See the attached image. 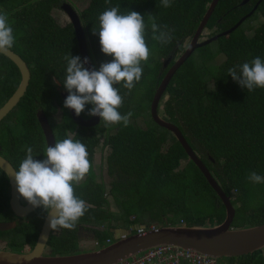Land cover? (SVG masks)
<instances>
[{
  "label": "trees",
  "instance_id": "16d2710c",
  "mask_svg": "<svg viewBox=\"0 0 264 264\" xmlns=\"http://www.w3.org/2000/svg\"><path fill=\"white\" fill-rule=\"evenodd\" d=\"M87 1V6L77 13L69 6L78 17L92 68L98 70L101 63L112 60L100 51L99 37L92 32L98 29V16L110 7L119 6L122 14L138 12L145 17L146 24L151 14L158 24L172 30L173 40L161 46L151 39L150 27L147 28L146 43L152 56L143 64L141 80L130 93L122 87L123 82L115 85L124 98L119 111L122 115L133 113L127 127L122 124L105 127L100 121L97 127H76L75 132L76 125L63 107L57 88L68 95L62 84L66 68L63 57L68 53L79 54L70 23L58 25L53 17L59 5L68 0H0V11L8 14L17 37L10 51L21 58L29 71L26 90L16 106L20 127L5 132L0 128V153L24 152L18 144L22 139H27L37 149L36 153L43 152V138L34 110L39 108L45 113L54 111L58 105L63 115L54 127V143L65 138L79 139L89 154L90 171L75 187V194L88 206L78 222L82 230L79 233L76 229H60L51 234L45 245L48 256L74 254L78 238L90 240L92 244L97 242L99 247L91 246L96 251L105 245L104 239L113 241L111 229L127 230L133 225H155L156 228L219 225L224 219L219 199L173 136L157 127L149 116L155 89L167 68L184 51L211 0H173L169 8L162 7L160 0ZM241 1L218 0L198 40L228 30L257 0L244 5H240ZM256 17L261 21L249 26ZM257 56L264 59V0L227 37H219L194 50L171 77L157 109L159 118L179 130L229 198L234 210L230 223L233 230L264 223V183L254 184L247 179L252 171L264 176V89L248 92L227 71ZM168 57L171 61L162 69ZM19 79L15 65L0 55V106L14 92ZM208 83L211 89H207ZM90 108L91 105H86L80 115L87 118ZM137 118L142 120L143 127L136 124ZM65 130L74 132L67 135ZM10 144L14 147L9 148ZM96 152L101 154L97 164L93 159ZM182 161L185 163L181 164ZM8 196L7 180L0 171V221L17 220L12 230L0 232V250L25 254L34 246L44 212H39L36 220L35 213L16 218L9 209ZM110 202L115 212L109 210ZM90 225L96 228L89 230ZM216 260L264 264V249Z\"/></svg>",
  "mask_w": 264,
  "mask_h": 264
},
{
  "label": "clouds",
  "instance_id": "9594fccd",
  "mask_svg": "<svg viewBox=\"0 0 264 264\" xmlns=\"http://www.w3.org/2000/svg\"><path fill=\"white\" fill-rule=\"evenodd\" d=\"M172 2L160 0L164 8L171 7ZM149 27L153 41L161 46L172 42V30L158 24L151 14L146 24L143 15L135 11L122 14L119 6L102 12L98 16V29L92 32L99 37L100 51L112 60L101 63L97 70L85 67L89 63L87 57L82 60L78 55H65L62 84L68 95L63 107L79 116L86 105H91L87 114L100 117L105 127L120 124L127 127L133 113L122 115L119 111L124 98L115 85L123 82L122 87L130 93L141 80L143 64L152 56L146 43ZM16 40L8 14L0 11V54H7ZM227 71L233 81L248 92L264 89V59L259 56ZM39 154L32 147H26L25 157L12 174L16 191L28 205L43 209L52 231H74L88 211L85 200L75 194V187L84 181L91 168L87 147L79 139L65 138L47 145L42 152L44 159H34ZM247 179L254 184L264 183V176L255 171L250 172Z\"/></svg>",
  "mask_w": 264,
  "mask_h": 264
},
{
  "label": "water",
  "instance_id": "95a60500",
  "mask_svg": "<svg viewBox=\"0 0 264 264\" xmlns=\"http://www.w3.org/2000/svg\"><path fill=\"white\" fill-rule=\"evenodd\" d=\"M217 1L218 0L210 1L205 13L198 23V26L195 29V32L189 40L188 44L186 45L184 51L178 56L173 64L167 68L150 101L149 116L151 121L157 127L164 129L173 136V138L182 148L188 160H190L197 168V170L202 174L204 180L207 182L211 190L215 193L224 208L223 221L219 225L211 228L171 227L165 225L163 227H157L141 235L130 234L123 239H119L120 233H123L122 230L111 229L110 232L114 241L96 251L64 256H43L42 252L44 251L50 232V228L48 227V217L46 215L41 224L31 251L22 254L0 250V264H114L118 261L128 259L129 257L134 256L139 252L156 247L158 245H169L177 247L179 249H188L212 258H237L264 249V223L258 226L243 229H230V223L234 215V210L229 203V198L221 191L217 183L210 176L208 170L189 148V146L181 136L179 130L174 125L159 118L157 114L159 102L162 99L168 82L170 81L176 70L190 57L194 50L214 42L219 37H227L253 14L261 0H257L252 9L247 14L242 16L228 30L221 32L216 36L199 41V36L210 15L212 14ZM248 1L250 0H242L240 2V5H244ZM59 9L67 17L68 22L73 29L79 56L82 60L85 57L88 58L85 38L81 31L76 13L66 3H62L61 5H59ZM0 55L12 62L17 68L20 75L18 86L0 107L1 120L23 96L29 80V71L26 64L21 60V58L12 51H9L7 54ZM170 61L171 58L168 57L162 63V69L166 68ZM85 67L92 68L90 62L86 64ZM59 97L63 103L65 98L67 97V94L64 91H61L59 93ZM67 111L73 123L80 127H93L99 122L100 119V117L98 116H90L89 119L83 120L80 116L75 115L72 109H67ZM36 120L41 129L45 147L47 145H54V140L50 128L41 111L36 113ZM0 170L5 174L9 182L10 197L8 205L12 214L16 218H24L35 211V209L37 208H33L27 203L25 205L20 204L19 194L16 191V186L12 176L14 170L1 157ZM14 227L15 222H0V232L12 230Z\"/></svg>",
  "mask_w": 264,
  "mask_h": 264
},
{
  "label": "flooded vegetation",
  "instance_id": "af4514ba",
  "mask_svg": "<svg viewBox=\"0 0 264 264\" xmlns=\"http://www.w3.org/2000/svg\"><path fill=\"white\" fill-rule=\"evenodd\" d=\"M65 3V2H64ZM62 4V3H61ZM60 4V5H61ZM66 4H68V3H66ZM69 5V4H68ZM20 76V75H19ZM20 80V79H19ZM19 84V83H18ZM18 86V85H17ZM57 91H58V93H60L62 90H59V88H57ZM63 92V91H62ZM3 105V104H2ZM1 105V106H2ZM0 106V107H1ZM16 106H17V104L0 120V128L2 129V131L3 132H5L7 129H9L10 131L13 129V128H15V127H20V125H18V121H17V119H16V112H17V108H16ZM55 108H54V111H48V112H43L41 109H39V108H37V109H35L34 110V117H35V121H36V123H37V125H38V122H37V120H36V113L37 112H39V111H41L42 112V114L44 115V117H45V119H46V121H47V124H48V126H49V128H50V131H51V134H52V137H53V140H54V127H55V125L56 124H58L59 123V121L61 120V118H62V115H63V113H62V110H61V108L58 106V105H55L54 106ZM67 110V109H66ZM68 112V111H67ZM69 115V114H68ZM83 120H87V119H89L90 118V116H88L87 118H83L81 115H79ZM55 117H57L58 119L57 120H55ZM71 118V117H70ZM73 122V121H72ZM99 122H100V119H99ZM99 122L95 125V126H93V127H97L98 125H99ZM24 123H27V121H24ZM29 126H32V123H27ZM75 124V123H74ZM76 125V124H75ZM33 127V126H32ZM38 127H39V125H38ZM76 127H79V128H84V129H87V127H80V126H74L73 128H74V131L75 132H77V130H76ZM88 128H92V127H88ZM39 132H40V134H41V136H42V132H41V129H40V127H39ZM97 130H98V128H97ZM74 131H68V130H65V134H67V135H70L71 133H73ZM27 138H29V136L27 137ZM42 138H43V136H42ZM21 141H23L22 143H20ZM21 141H19V143L18 144H21V146L19 147L20 149H22L24 152H21L20 150H19V154H14L15 152H14V150L13 151H11V154H8V153H6V152H1L0 153V157L2 158V159H4L11 167H12V169L13 170H16V169H18V167H19V164H20V162L23 160V158L25 157V149H26V147H28V146H30L31 147V144L30 143H28V141H27V139H22ZM43 143H44V148H45V142H44V138H43ZM12 147H14V145H12V144H10V146H9V148H12ZM33 150H34V152H36V150L37 149H34L33 148ZM23 153V154H21V153ZM94 155H95V153H94ZM34 159H38V160H42V159H44V156H43V154H42V152H40V154L39 155H37L36 157H34ZM93 159H95V157L93 158ZM1 171V170H0ZM2 172V171H1ZM2 174L5 176V174L2 172ZM6 177V176H5ZM6 180H7V184H8V187H9V182H8V179H7V177H6ZM9 197H10V194H9V196H8V200H7V203H8V201H9ZM19 201H20V204L21 205H25L27 202L23 199V198H21L20 196H19ZM9 206V205H8ZM10 209V208H9ZM39 212H44L43 211V209L42 208H39V207H37V209H35V211H33L32 213H35V220L38 218V214H40ZM31 214V213H30ZM28 216V215H27ZM45 216H46V214H45V212H44V216H43V218L41 219V222H40V226H39V229H40V227H41V224H42V222H43V220H44V218H45ZM16 221L17 220H10V221H7V222H15V225H16ZM0 222H5V221H0ZM87 228L89 229V230H91V229H95L96 228V226H92V225H90V226H87ZM76 230H78V232L80 233L81 232V227H80V225L79 224H77V227H76ZM58 230H55V231H52L51 229H50V232H49V236L51 235V234H54V233H56ZM38 232H39V230H38ZM78 233V234H79ZM48 236V237H49ZM78 236V235H77ZM86 237L87 238H89L90 237V234H86ZM48 240V239H47ZM81 240H82V238L81 239H79L78 238V240H77V248H78V244L81 242ZM44 250H46V248H44ZM48 251V250H47ZM48 255V254H47Z\"/></svg>",
  "mask_w": 264,
  "mask_h": 264
},
{
  "label": "built area",
  "instance_id": "2783aa9c",
  "mask_svg": "<svg viewBox=\"0 0 264 264\" xmlns=\"http://www.w3.org/2000/svg\"><path fill=\"white\" fill-rule=\"evenodd\" d=\"M153 229H155V225H133L127 230H122L123 233H120L119 239L127 237L131 232L141 235ZM111 239L113 240V238ZM110 243V239H104L102 244L108 245ZM93 244L95 247L100 246L97 242ZM216 259L188 249L158 245L114 264H230L226 261L218 262Z\"/></svg>",
  "mask_w": 264,
  "mask_h": 264
},
{
  "label": "rangeland",
  "instance_id": "374dc122",
  "mask_svg": "<svg viewBox=\"0 0 264 264\" xmlns=\"http://www.w3.org/2000/svg\"><path fill=\"white\" fill-rule=\"evenodd\" d=\"M68 2H70V3H68ZM68 2H66V3H68L70 6H72V7L74 8V10H75L76 13H77V10L79 11V10L85 8V7L87 6V4H88V1H87V0H68ZM72 7H71V8H72ZM73 8H72V9H73ZM53 17H55V19H56L58 25H64L66 22H68L67 17L63 14V12H62L60 9H57L56 11L53 12ZM256 18H257V17H256ZM256 18H255V20L251 21L248 25H249V26H253V25L256 23V21H261L260 18H257V19H256ZM246 22H247V21H246ZM246 22H245V23H246ZM245 23H244V24H245ZM246 26H247V25H246ZM189 40H190V39H189ZM189 40H188V42H189ZM199 41H200V40H199ZM201 41H202V40H201ZM188 42H187V44H188ZM187 44H186V45H187ZM203 47H204V46H203ZM171 56H172V55H171ZM170 58H171V57H170ZM218 60H219V59H218ZM206 87H207V89H211V88H212L211 83H208V84L206 85ZM162 99H163V98H162ZM162 99H161V100H162ZM160 104H161V101L159 102L158 108H160ZM158 116H160V113H158ZM57 119H58V118L55 117V120H57ZM136 124L139 125V126H141V127H143V125H142V120H141L140 118H137V119H136ZM167 143H170V141L167 140ZM100 156H101V154H99V153H97V152L95 153V155H94V157H95L94 162H95L96 164L98 163V161H99V159H100ZM101 159H102V158H101ZM183 163H185V161H182V162H181V164H183ZM103 171H104V164H103ZM109 210L112 211V212H115V211H116V209L114 208V206L112 205L111 202H110ZM155 227H156V226H155ZM130 234L132 235V234H134V232H131ZM113 241H114V240H113ZM113 241H112V242H113ZM112 242H111V243H112ZM91 246L95 247V245L92 244L90 240H81V242L78 244V248H77V250L74 251V254H81V253H86V252L92 251L93 248H92ZM105 246H107V245L101 246V248H103V247H105ZM47 254H48L47 249L44 250V251L42 252V255H43V256H46Z\"/></svg>",
  "mask_w": 264,
  "mask_h": 264
}]
</instances>
